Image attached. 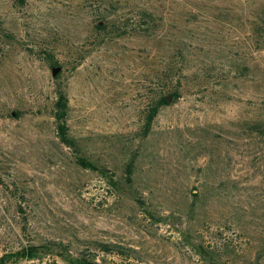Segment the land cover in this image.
Wrapping results in <instances>:
<instances>
[{
    "label": "rangeland",
    "instance_id": "obj_1",
    "mask_svg": "<svg viewBox=\"0 0 264 264\" xmlns=\"http://www.w3.org/2000/svg\"><path fill=\"white\" fill-rule=\"evenodd\" d=\"M76 240L264 264V0H0V256Z\"/></svg>",
    "mask_w": 264,
    "mask_h": 264
},
{
    "label": "trees",
    "instance_id": "obj_2",
    "mask_svg": "<svg viewBox=\"0 0 264 264\" xmlns=\"http://www.w3.org/2000/svg\"><path fill=\"white\" fill-rule=\"evenodd\" d=\"M96 28L102 30L105 28V25L98 23ZM168 96H160L156 103H153L148 107L146 119H145V131H149L150 125L157 115L160 107L168 105L166 100ZM172 99H178L180 97L179 91H172L169 95ZM67 99L65 95L59 93L58 98L55 102L54 110V120L56 123V129L58 138L61 143L70 145L71 142L67 138ZM255 130L260 131L262 127L256 125L254 126ZM78 164L83 168H90L91 165L83 159L78 160ZM77 243V249L73 252L71 244L64 245L62 242L48 241L40 244H29L23 246L19 251H16L11 254H3L0 256V264H7L8 262H16L19 260L33 261L37 259H42L43 256L55 254L54 257L57 260H60L64 264H106V258L115 257L119 260L120 263H138L140 257L138 252L135 249L130 247H125L116 243H105L100 241H82L76 240L73 245ZM83 247V249H80Z\"/></svg>",
    "mask_w": 264,
    "mask_h": 264
},
{
    "label": "water",
    "instance_id": "obj_3",
    "mask_svg": "<svg viewBox=\"0 0 264 264\" xmlns=\"http://www.w3.org/2000/svg\"><path fill=\"white\" fill-rule=\"evenodd\" d=\"M53 74H55V71H53ZM166 100H167V102H169L170 100H171V97H166Z\"/></svg>",
    "mask_w": 264,
    "mask_h": 264
}]
</instances>
